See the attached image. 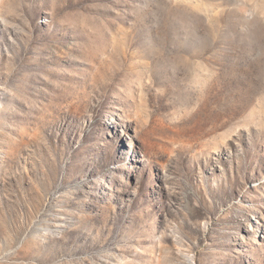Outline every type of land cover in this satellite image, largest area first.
<instances>
[{
  "label": "rangeland",
  "instance_id": "374dc122",
  "mask_svg": "<svg viewBox=\"0 0 264 264\" xmlns=\"http://www.w3.org/2000/svg\"><path fill=\"white\" fill-rule=\"evenodd\" d=\"M0 264H264V0H0Z\"/></svg>",
  "mask_w": 264,
  "mask_h": 264
}]
</instances>
